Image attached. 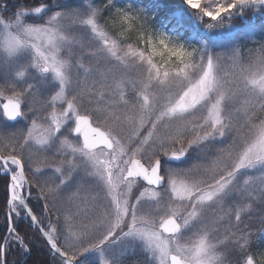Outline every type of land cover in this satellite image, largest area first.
Here are the masks:
<instances>
[{"label":"rangeland","instance_id":"374dc122","mask_svg":"<svg viewBox=\"0 0 264 264\" xmlns=\"http://www.w3.org/2000/svg\"><path fill=\"white\" fill-rule=\"evenodd\" d=\"M218 2L230 0H207V6ZM81 6L47 15L43 23L27 16L42 15L44 7L39 12L37 7L20 9L15 18L0 16L1 123L7 120L2 115L3 103L19 94L24 142L15 151H22L25 159L14 150L3 153L28 162L23 179L19 165L10 163L27 193H37L33 191L37 185V191L47 194L52 206L55 198L64 195L73 212L86 215L82 224L86 223L87 241L95 235L92 242H100L114 233L106 243H99L90 257L81 260L83 264H109L110 257L125 254L147 256L151 264H170L172 252L190 264H220L219 243L231 239L225 228L233 229L234 203L240 201L235 204L239 217L264 192V115L259 116L264 108V35L255 22L258 16L264 19V6H238L212 21L180 0L176 15L194 25L196 32L188 37L159 29L149 34L154 42L163 34L192 53L174 63L167 53L154 61L151 48L149 52L123 48L99 29L86 4ZM125 7L121 15L139 14L135 7ZM225 35H231L232 41L224 47L221 42L208 43L205 39ZM17 41L16 50L10 51V44ZM130 48L139 51L133 54ZM91 97L95 102L104 99L105 113L110 105L123 117L114 124L110 118H102V113L96 119L88 113L93 123L112 137V148H86L81 136L73 133L77 115L83 113L82 106H88ZM237 116L249 127L239 144L231 143L226 135L213 146L215 152L227 150L224 160H220V153L196 168L168 161L175 150H169L167 137L159 135L163 127L166 134L171 128L174 134L197 129L198 137L217 139ZM136 140L138 144L130 149ZM157 154L166 159L162 161L166 178L162 187L141 180L133 163L137 158L150 166L158 159ZM246 154L253 163L244 159ZM26 169L37 176V184L34 177L30 181ZM181 182L192 189L190 196ZM14 190L18 193L16 186ZM245 200L250 203L243 204ZM48 206L41 221L51 230ZM21 208L15 200L14 210L20 212ZM170 215L181 224L176 234H166L160 228ZM99 216V221L93 220ZM240 223L239 232L244 230L243 221ZM75 225L68 220L69 248L82 242L74 232Z\"/></svg>","mask_w":264,"mask_h":264},{"label":"trees","instance_id":"16d2710c","mask_svg":"<svg viewBox=\"0 0 264 264\" xmlns=\"http://www.w3.org/2000/svg\"><path fill=\"white\" fill-rule=\"evenodd\" d=\"M84 4H86L89 15L91 14L94 17L95 23H97L99 29L103 30L107 35L116 39L123 48L132 46L134 48L144 49L145 51L149 52L150 46L148 39L149 37L151 38L149 34L151 32L155 34L157 29L167 32H174L179 37H188V35H193V32H196L194 25L186 24L184 20H181L177 17L175 8L180 4V0H0V16L4 18H15L16 12L20 9H30L31 7L44 6L42 15L27 16V18L30 20L43 23L45 22L47 15H51L54 12L73 11L74 9L82 8L81 5ZM126 5L135 7L138 10L137 12H139L138 15L136 14V21L131 22V27H129V25L121 19V11L124 12ZM256 18L257 19L255 22L257 25L260 24V27L263 29L262 35H264V19L260 16ZM240 19L241 18H239V20ZM241 22L246 24L245 20L241 19ZM205 39H208V43H212L211 41L215 40L217 42H221L222 46L224 47L231 43L232 36L225 35L221 38L208 37ZM196 46L197 49H199V45ZM75 48L76 52L80 51L77 47ZM77 57H79V55H77ZM153 59L154 61H159L160 56H154ZM171 60H173V63L177 62L176 57L174 56L171 58ZM83 61L86 62V57H83ZM87 100L90 103L88 106H82V110L86 111V113H91L95 119L100 118L98 114L102 113V118L108 117L110 118L108 121L117 124V119L122 117V115L118 113V109H114L110 105L109 107H106L109 112L105 113L106 110L103 108V106H105L106 102L104 99H102V101L99 100L98 102H95L91 97ZM263 115L264 108L260 112L259 116L262 117ZM1 120L2 118L0 117V149L5 151V149L2 147L3 145L8 148V152L10 150H18L19 146L22 148L24 142L23 134L20 130H15L16 126H21V123L5 121L6 124H3L1 123ZM255 120H257L256 117L253 119V121ZM1 127H3V130H1ZM248 127V122H246L243 117L237 116L234 120H230L228 128H226L227 132L217 139H202L198 137V135L200 136L201 134L197 129L188 130L185 133L183 131H179L174 134V128H169L171 132L170 134H166V127H163L159 131V135L167 137L169 150L187 151L185 159L178 164L182 165V163H185L188 164L189 167L196 168V165L201 163L203 160L218 156L220 153L222 158L220 159L219 157V159L224 160L223 158L226 155L227 150L222 148V150L219 152H215L212 150L213 146H217V142L226 135L229 136L231 143L239 144L241 139L244 138ZM137 144V140L133 141L130 149L134 148ZM152 145H155V143L152 142ZM15 152L17 153V151ZM157 157L163 158V156L158 154ZM26 172H28L27 174L30 181H34L33 175L29 173L27 169ZM196 173L198 174L199 171ZM9 180L10 178L8 175L0 173V244L8 228L7 201ZM36 189H38L37 185ZM42 193L44 192L42 191ZM262 194L263 196H261L260 199L254 200L252 202V206L249 207L250 210H243L244 212L242 211L239 217H236L235 215V210L237 209L235 208V204H240V201L237 199L234 203L232 208L233 216L231 218L234 219L232 221V224L234 225L233 229L225 228V232L228 235L227 237H230L231 239L225 242L220 241L219 243L220 245L218 249L221 255L220 264H243L246 260V257L249 256L255 258V264H264V192ZM248 202L249 201L245 200L242 203L244 204ZM52 203L53 202L51 201V204ZM64 203L65 200L58 197L55 200L54 206L51 204L48 206L50 224L51 226L55 227V231L58 232L59 235H65L68 228V220H66L67 214L65 211L66 206ZM31 205L35 209L36 215L41 221L43 213H41L40 210L35 207L34 201H31ZM95 219L96 221H99L98 219H100V216L96 218L94 217L93 220ZM240 221H243L244 223V230L241 232L237 231V227L241 225ZM15 226L18 233L24 237V242H21L17 238L16 234L12 233L6 248L7 264H22V258L24 257L27 258L26 264H40L38 255L39 252L45 260L44 264H62L60 256L53 255L45 249L46 244L39 232L34 227L30 226L22 217L17 218ZM117 233H119V231H117ZM234 234H237V238H234ZM93 236L94 237L92 240L88 239L89 241H87L86 239V256L85 251H82L83 246L81 245L74 246V248H69L68 240L64 242L59 241V243L65 252L68 254L69 252H72L76 258L81 261L84 260L85 257H90L96 249V246H99V242H92L95 239V235ZM99 237H101V235ZM33 242L34 244L39 245V247L34 245ZM22 245L29 247L30 250L25 252ZM109 259V264H151L148 262L147 256L142 257L139 254H125L121 257H110ZM88 264L102 263L95 261L89 262Z\"/></svg>","mask_w":264,"mask_h":264},{"label":"snow or ice","instance_id":"6c2138e0","mask_svg":"<svg viewBox=\"0 0 264 264\" xmlns=\"http://www.w3.org/2000/svg\"><path fill=\"white\" fill-rule=\"evenodd\" d=\"M186 3L189 5L190 8L192 9H197L199 10L200 13H202L205 17L210 18V20L215 21L218 18L222 17V14L229 13L233 9L237 8L238 6L243 9L245 6L249 5H258V6H264V0H230V2H218L215 4L214 7H209L207 6V0H186ZM44 6H38L36 11L39 12L42 10ZM27 14V13H26ZM121 19L131 27V22L134 19H137V17H134L130 14L123 13L121 15ZM89 23H92V20L90 19L88 21ZM149 46L151 48V53L153 56H160L164 55L165 53L168 54V59L171 60L173 56L176 57L178 60H183L186 57H189L192 55L191 52H188L184 49L182 45H176L173 44L169 41V38L163 34H161L160 38L157 41H153L150 37L148 39ZM19 42L17 41L15 44H10V51H15L17 45ZM130 51H132L133 54H136L137 51L139 50H132L130 48ZM143 56V53H141ZM149 63H152L151 57H149ZM152 68L156 69L157 72H159V68L155 64H152ZM167 75V73H165ZM19 94H13V96L10 98V103L14 105L13 109H9L6 111H3V117H6L8 120H16L18 117L22 115L21 112V104L20 101L17 99ZM191 147V144H190ZM187 151L182 150L179 153H173L169 158L173 160H180L184 156H186ZM15 163L19 165L20 168V178L23 179V161L19 157H12L11 158ZM249 164L253 163L251 159L247 158V154L245 155V158ZM257 159H260V157H257ZM243 162V161H242ZM161 161L157 160L156 161V166H155V171L159 172L161 166ZM3 172H10V169L8 168H3ZM162 180V178H159ZM19 183L17 181L16 176H10V182H9V192H8V203L11 206L14 200H18L19 204L24 207L25 212L27 215L31 217L32 223L36 226H39L41 229V234L44 236L46 240L49 241V244L51 247L55 249V244L52 242L51 236L49 235V231L45 230L44 227H41L42 224H40L39 219L36 217V214L32 212V209L30 206L27 204V199L23 197V188L21 187L20 193L18 194L14 189H15V184L13 182ZM183 185V182H181ZM183 187L186 189V194L191 195L192 194V189L188 187L187 185H183ZM51 191V189H49ZM28 195H31V192L29 190ZM151 195L155 196L156 193H151ZM43 198V195L41 196ZM47 207V205H45ZM70 219V217H69ZM51 231H55L54 226H50ZM14 230V224L11 221V216H9V232H12ZM114 233H109L103 239L100 240V245H103L106 243ZM20 241L22 242L23 237L19 238ZM24 251L28 252L30 250L29 247L24 246ZM85 251V250H82ZM5 253H6V242L5 245L0 246V264H7V261L5 259ZM255 258L252 256L246 257L245 264H255Z\"/></svg>","mask_w":264,"mask_h":264},{"label":"bare ground","instance_id":"6f19581e","mask_svg":"<svg viewBox=\"0 0 264 264\" xmlns=\"http://www.w3.org/2000/svg\"><path fill=\"white\" fill-rule=\"evenodd\" d=\"M4 104V103H3ZM21 104V103H20ZM3 108V111H5V109H4V107H2ZM22 109V108H21ZM83 111V110H82ZM22 114H23V112H22ZM3 115V114H2ZM80 115H86V111H83V113H81V114H79V115H77V118H76V124H78V117L80 116ZM0 117L2 118V116H1V114H0ZM4 118H6V117H4ZM7 119V118H6ZM20 119H22V115H21V117H20ZM6 121H10V120H6ZM18 120H16V121H11V122H17ZM21 127V128H20ZM15 129V128H14ZM23 128H22V126H20V125H18V126H16V131H18V130H22ZM1 130H3V127H1ZM83 130L84 129H82L80 132H78V133H75L74 132V130H73V133L75 134V135H80L81 136V139H82V141H83V135H82V133H83ZM22 134H24V132L22 133ZM24 137V136H23ZM4 149H5V151H3V150H1L0 149V151L3 153V152H8V148L6 147V146H2ZM16 153V152H15ZM4 154V153H3ZM16 154H21V156L23 157V155H22V151H17V153ZM5 156H15V157H18L17 155H12V154H4ZM23 159H24V157H23ZM22 160V159H21ZM12 159L10 158L9 159V162L10 163H12ZM27 166H28V162H27V164H24V162H23V168L25 169V167L27 168ZM32 174V173H31ZM14 176H16V178H17V181H19V175L17 174V173H15L14 174ZM34 177V179H36L35 181L36 182H39L38 181V178H37V176L35 177V176H33ZM19 184H20V186L23 188V185L20 183V181H19ZM49 185L51 186V184H50V182H49ZM8 187H9V185H8ZM38 189H33V191L34 192H37V193H35L34 195H31V196H29L28 195V193L26 192V190L23 188V193H24V197L27 199V204H28V206H30L31 207V209H32V212L33 213H35L36 214V211H35V209L32 207V205H31V201H34V205H35V207H37L39 210H40V212L41 213H43L44 212V210H46V207H45V205H46V203H47V205L49 204H51V201H50V199H49V197L46 195V194H44V193H42V192H40V191H37ZM38 192H39V194H38ZM58 193V192H57ZM38 194V195H37ZM43 195V198H41V196ZM57 197V196H56ZM59 198H63L64 199V197L63 196H59ZM55 200H56V198L54 199V202H55ZM14 202H15V200L13 201V203H12V205L10 206L9 205V203H8V201H7V220H8V228H7V230H6V233H5V235H4V238H3V240H2V242H1V244H0V246H2V244H3V242L5 241L6 242V248H7V244H8V241L10 240V237L12 236V233L13 234H16V236H17V238L19 239L20 237H23L21 234H19L18 233V231H17V228H16V226H15V224H16V221H17V218L18 217H22L30 226H32V227H34L38 232H39V234L41 235V237H42V239H43V241L45 242V249L48 251V252H50L51 254H53V255H56V254H58V253H56V252H54V249H53V247H51L50 246V244L45 240V238L42 236V234H41V232H40V230H39V228L36 226V225H34L33 223H32V220H31V217L29 216V215H27L26 214V212H25V209H24V207H22L21 208V210H20V212H16L15 210H14ZM65 203H66V201H65ZM52 205V204H51ZM65 211H66V214H67V216H68V220H70V221H72L73 223H77V225H75L74 226V232L81 238V243L78 245V246H83V249L82 250H85V256H86V235H85V233H84V227L86 228V223L85 224H82V221L84 220V219H86V215H81L82 213L81 212H79V211H75V212H73L71 209H70V206L66 203V209H65ZM9 212L11 213V214H9ZM73 215V218H71V216ZM9 216H11V221H12V223L14 224V230L12 231V232H9L8 233V230H9ZM36 217L38 218V216L36 215ZM69 217H70V219H69ZM39 219V218H38ZM39 222H40V224H42V222L39 220ZM85 225V226H84ZM41 227H44L45 228V230H48L49 231V235L51 236V239H52V242L55 244V248L56 249H59L60 251H62L64 254H66L67 255V257L65 258V257H60L62 260H67V261H71V263L70 264H83L80 260H78V258H76V256L72 253V252H69V254L67 253V252H65L64 250H63V248H62V246H60V243H59V241H66L67 240V238H66V234L65 235H59L58 234V232H56V231H54L53 233L51 232V230L49 229V228H47L44 224H42L41 225ZM67 232H68V228H67ZM20 240V239H19ZM22 242H24V237H23V240H22ZM33 244H34V242H33ZM34 245H36V244H34ZM36 246H38L39 247V245H36ZM35 248H37V247H35ZM38 255H39V262H40V264H44L45 263V260H44V258H43V256L41 255V253L39 252L38 253ZM5 259H6V253H5ZM27 263V258L26 257H24V258H22V264H26Z\"/></svg>","mask_w":264,"mask_h":264},{"label":"water","instance_id":"95a60500","mask_svg":"<svg viewBox=\"0 0 264 264\" xmlns=\"http://www.w3.org/2000/svg\"><path fill=\"white\" fill-rule=\"evenodd\" d=\"M9 101H10V99L6 100L3 104L5 111L14 108V105L12 103H10ZM20 117H18L16 120L20 119ZM16 120H14V121H16ZM82 129H84L82 135H83V142L86 145V147H89V148H95L97 146H106L108 148L113 147V144H114L113 139L108 134V132L99 126L94 125L91 117L87 114L86 115H80L78 117V124L74 128V132L78 133ZM174 153H177V152H174ZM172 154H170V156ZM12 157H15V156H4L0 153V159L2 160L5 168L10 169L8 162H9V159ZM156 161L157 160L154 161V163L151 165L150 168H148L145 164L141 163L138 159L134 160V164H135L137 171H138V174L141 178L152 182L156 186H163L165 184V178L161 173V168H160L159 172L155 171ZM160 166H161V164H160ZM7 173L10 176H13V172L11 169H10V172H7ZM159 178H162V180H160ZM13 183L18 187V190L20 193V189H21L20 184L16 183L15 181ZM23 197H24V193H23ZM9 214H11V213L9 212ZM37 227L39 228V230L41 232L40 227L39 226H37ZM160 227L165 233L174 234L180 230L181 225L175 216H168L167 218H165L162 221ZM8 233H9V230H8ZM46 241L49 243L48 240H46ZM3 245H5V241L3 242L2 246ZM54 252L58 253L62 257H65V258L67 257V255L64 254L62 251H60L59 249L55 248ZM169 259H170V264H190L189 262L185 261L177 253H171L169 256Z\"/></svg>","mask_w":264,"mask_h":264},{"label":"clouds","instance_id":"9594fccd","mask_svg":"<svg viewBox=\"0 0 264 264\" xmlns=\"http://www.w3.org/2000/svg\"><path fill=\"white\" fill-rule=\"evenodd\" d=\"M59 15V13H55L54 16Z\"/></svg>","mask_w":264,"mask_h":264}]
</instances>
